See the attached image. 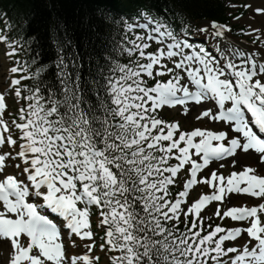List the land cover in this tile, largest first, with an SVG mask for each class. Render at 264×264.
Returning a JSON list of instances; mask_svg holds the SVG:
<instances>
[{"label": "snow or ice", "instance_id": "6c2138e0", "mask_svg": "<svg viewBox=\"0 0 264 264\" xmlns=\"http://www.w3.org/2000/svg\"><path fill=\"white\" fill-rule=\"evenodd\" d=\"M122 20L127 62L111 60L107 73L88 79L79 55L58 44V88L45 83L41 65L0 91V240L11 244L9 264H98L93 209L111 264H264V171L236 167L241 155L264 165V31L249 26L245 34L260 43L250 50L217 21L191 30L181 20L177 31L146 10ZM200 35L211 51L189 39ZM6 96L20 103L10 121ZM208 102L196 119L219 129H182L161 115ZM196 185L210 192L190 202ZM242 195L259 202L231 203ZM225 218L234 223H216ZM77 239L90 241L84 254L69 251Z\"/></svg>", "mask_w": 264, "mask_h": 264}, {"label": "trees", "instance_id": "16d2710c", "mask_svg": "<svg viewBox=\"0 0 264 264\" xmlns=\"http://www.w3.org/2000/svg\"><path fill=\"white\" fill-rule=\"evenodd\" d=\"M146 2L156 12L173 5L194 21L221 18L224 10V0ZM120 3L121 0H0V13L16 24L20 34L35 42L33 48L39 61L50 63L58 54V44H62L66 55H79L82 74L91 79L99 78L100 70L106 72L109 61L120 56L114 42L120 38L121 21L113 14L125 7ZM135 6H143V2L138 0L132 4ZM44 79L45 83L57 85L53 75Z\"/></svg>", "mask_w": 264, "mask_h": 264}, {"label": "rangeland", "instance_id": "374dc122", "mask_svg": "<svg viewBox=\"0 0 264 264\" xmlns=\"http://www.w3.org/2000/svg\"><path fill=\"white\" fill-rule=\"evenodd\" d=\"M250 1L251 0H230V3H231V5L232 4H236V5H238V7H242L241 5H244V4H250ZM259 14L258 13H256L255 12V9L253 8V6L251 5V7H249V9L247 10V12L244 14V15H242L241 17H240V19L239 20H234V24H240L239 26H238V28H240V27H245L246 29H248L249 30V26H250V24L248 23L247 24V22H244V19L247 17V16H258ZM259 28L258 29H260V30H262V31H264V24L263 23H260L259 25ZM233 28V27H232ZM238 28H235V29H238ZM231 33H232V31H231ZM234 34V33H233ZM232 40V39H231ZM234 41V40H233ZM236 42V41H235ZM0 48H2V45H0ZM6 65H8V61H6V59L2 56V50H1V52H0V71H3V69H4V66H6ZM0 74H1V72H0ZM198 110L199 109H195V112H193L192 113V118H194L195 119V117L197 116V112H198ZM181 111H183V110H179L178 112H175V111H173V112H170V116H174V115H179L178 117H181V118H183L182 117V115H183V113H181ZM188 117H190V116H188ZM191 118V117H190ZM182 122V121H181ZM183 124H184V122H183ZM197 123L193 120V121H191V122H187V125L190 127V126H193V125H196ZM215 207V205L214 206H211V207H209V208H207L206 210H207V212H205L204 214L206 215L209 211H211V209L212 208H214ZM205 210V211H206ZM216 223H219V221L218 222H216ZM229 225H231V224H229ZM96 256L97 255H99V254H95Z\"/></svg>", "mask_w": 264, "mask_h": 264}, {"label": "bare ground", "instance_id": "6f19581e", "mask_svg": "<svg viewBox=\"0 0 264 264\" xmlns=\"http://www.w3.org/2000/svg\"><path fill=\"white\" fill-rule=\"evenodd\" d=\"M252 2V5L255 6V8H264V0H251ZM113 5V4H112ZM246 20L249 22V24L252 26L251 28L255 29L257 25H259L260 23H263L264 24V15H258V16H249L246 18ZM258 28V27H257ZM229 35V34H228ZM212 41L210 40V45H211ZM243 47L245 48H248L250 50H253V49H260L259 46L257 45H253L251 43H242L241 44ZM183 120V119H182ZM251 158H255V155L253 156H250ZM249 157V158H250ZM245 156L241 155L240 156V163L241 165L243 164H248V165H252V166H257L259 168L260 171H264V165H257L256 162H253L251 159H250V162L249 161H244L245 160ZM242 197H237V196H233V202H231L232 204H238V202H246L248 204H253L252 200H246ZM5 242H0V245L3 246ZM71 252H74L75 254H77V251L75 249H72Z\"/></svg>", "mask_w": 264, "mask_h": 264}]
</instances>
